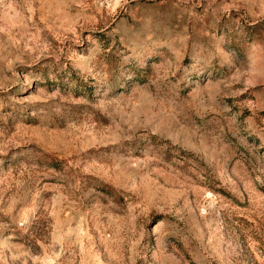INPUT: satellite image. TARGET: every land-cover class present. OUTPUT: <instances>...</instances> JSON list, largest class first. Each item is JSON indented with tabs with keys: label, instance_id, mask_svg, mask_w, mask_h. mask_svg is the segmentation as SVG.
<instances>
[{
	"label": "rangeland",
	"instance_id": "rangeland-1",
	"mask_svg": "<svg viewBox=\"0 0 264 264\" xmlns=\"http://www.w3.org/2000/svg\"><path fill=\"white\" fill-rule=\"evenodd\" d=\"M0 264H264V0H0Z\"/></svg>",
	"mask_w": 264,
	"mask_h": 264
}]
</instances>
